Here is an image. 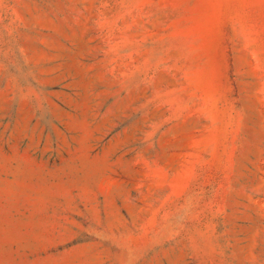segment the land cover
Returning <instances> with one entry per match:
<instances>
[{"label": "rangeland", "instance_id": "1", "mask_svg": "<svg viewBox=\"0 0 264 264\" xmlns=\"http://www.w3.org/2000/svg\"><path fill=\"white\" fill-rule=\"evenodd\" d=\"M0 264H264V0H0Z\"/></svg>", "mask_w": 264, "mask_h": 264}]
</instances>
